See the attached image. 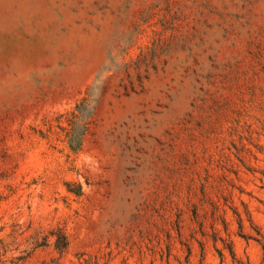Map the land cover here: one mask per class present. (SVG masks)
<instances>
[{"label": "rangeland", "instance_id": "1", "mask_svg": "<svg viewBox=\"0 0 264 264\" xmlns=\"http://www.w3.org/2000/svg\"><path fill=\"white\" fill-rule=\"evenodd\" d=\"M0 264H264V0H0Z\"/></svg>", "mask_w": 264, "mask_h": 264}]
</instances>
